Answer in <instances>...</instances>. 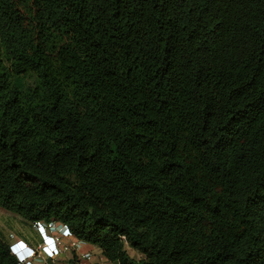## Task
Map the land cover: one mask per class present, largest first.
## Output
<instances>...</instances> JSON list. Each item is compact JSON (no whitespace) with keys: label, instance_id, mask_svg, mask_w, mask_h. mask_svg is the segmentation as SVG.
<instances>
[{"label":"trees","instance_id":"16d2710c","mask_svg":"<svg viewBox=\"0 0 264 264\" xmlns=\"http://www.w3.org/2000/svg\"><path fill=\"white\" fill-rule=\"evenodd\" d=\"M0 210L111 264H264V0H0Z\"/></svg>","mask_w":264,"mask_h":264},{"label":"built area","instance_id":"2783aa9c","mask_svg":"<svg viewBox=\"0 0 264 264\" xmlns=\"http://www.w3.org/2000/svg\"><path fill=\"white\" fill-rule=\"evenodd\" d=\"M34 227L41 238V245L36 251L29 248L15 251L17 264H37V261L42 264H62L59 262L61 256L78 252L83 243L73 237L68 227L59 223H36ZM90 259V255L83 254L79 264H87Z\"/></svg>","mask_w":264,"mask_h":264},{"label":"rangeland","instance_id":"374dc122","mask_svg":"<svg viewBox=\"0 0 264 264\" xmlns=\"http://www.w3.org/2000/svg\"><path fill=\"white\" fill-rule=\"evenodd\" d=\"M36 85V77L29 75L24 77V88L25 90L31 89L35 87ZM34 226V225H33ZM33 235L32 232V224L27 223L24 221L21 217L16 216L14 214L10 213H4L0 210V236L4 237L6 240L12 241V239H23L27 237L28 235ZM12 236V238H11ZM39 249L38 245H35V251ZM126 250L130 257H132L135 260L142 259V256L130 249L128 246H126ZM92 256V260L90 259L87 264H111L108 262L102 255L101 251L97 249L96 251H93L90 253ZM62 264H77V261L68 262L67 260H61L59 261ZM37 264H42L40 261H37ZM79 264V262H78Z\"/></svg>","mask_w":264,"mask_h":264},{"label":"crops","instance_id":"0c3cea01","mask_svg":"<svg viewBox=\"0 0 264 264\" xmlns=\"http://www.w3.org/2000/svg\"><path fill=\"white\" fill-rule=\"evenodd\" d=\"M32 232L33 235H28L27 237L23 238V239H12V241L10 240H6L7 243L10 245L11 249L13 252L15 251H20L24 248H29L30 250H35V245L40 246L41 245V238L39 236V234L37 233L35 227L32 225ZM98 248L82 243L80 250L78 252H70V253H66L63 256H61V260H67L68 262L72 261H80V256L85 254V255H91L90 253L93 251H96ZM92 257V256H91ZM92 260V258H91ZM68 264V263H67ZM69 264H73V263H69Z\"/></svg>","mask_w":264,"mask_h":264},{"label":"clouds","instance_id":"9594fccd","mask_svg":"<svg viewBox=\"0 0 264 264\" xmlns=\"http://www.w3.org/2000/svg\"><path fill=\"white\" fill-rule=\"evenodd\" d=\"M14 253V252H13Z\"/></svg>","mask_w":264,"mask_h":264}]
</instances>
